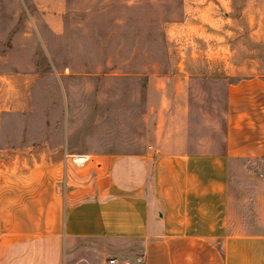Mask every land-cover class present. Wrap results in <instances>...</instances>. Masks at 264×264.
Returning <instances> with one entry per match:
<instances>
[{
    "label": "crops",
    "instance_id": "0c3cea01",
    "mask_svg": "<svg viewBox=\"0 0 264 264\" xmlns=\"http://www.w3.org/2000/svg\"><path fill=\"white\" fill-rule=\"evenodd\" d=\"M208 46L181 53L170 73L146 74L136 134L125 117L94 130L113 135L115 146L63 149L62 157L92 160L66 166L61 192L52 183L2 219L0 264H28V254L36 264L48 241L55 243L54 264H264V228L230 227L232 188L245 179L264 223V173L254 162L264 158V73L245 66L259 55L230 53L227 43ZM212 88L224 106L218 146L198 119ZM134 140L140 149L133 151Z\"/></svg>",
    "mask_w": 264,
    "mask_h": 264
},
{
    "label": "rangeland",
    "instance_id": "374dc122",
    "mask_svg": "<svg viewBox=\"0 0 264 264\" xmlns=\"http://www.w3.org/2000/svg\"><path fill=\"white\" fill-rule=\"evenodd\" d=\"M224 43L230 53L259 55L245 66L264 73V0H0V229L52 183L61 192L63 149L115 146L113 135L94 130L125 117L136 132L147 73H170L181 53ZM200 104L199 122L224 145L213 88ZM249 185L232 188L238 231L264 228ZM45 246L36 264L55 263V243Z\"/></svg>",
    "mask_w": 264,
    "mask_h": 264
},
{
    "label": "built area",
    "instance_id": "2783aa9c",
    "mask_svg": "<svg viewBox=\"0 0 264 264\" xmlns=\"http://www.w3.org/2000/svg\"><path fill=\"white\" fill-rule=\"evenodd\" d=\"M92 160L90 154H63V165L66 168L67 165L74 166V167H81L85 164H88ZM109 264H123L122 262L118 261L116 258H109Z\"/></svg>",
    "mask_w": 264,
    "mask_h": 264
},
{
    "label": "trees",
    "instance_id": "16d2710c",
    "mask_svg": "<svg viewBox=\"0 0 264 264\" xmlns=\"http://www.w3.org/2000/svg\"><path fill=\"white\" fill-rule=\"evenodd\" d=\"M254 162H255L256 164H264V158H256V159L254 160ZM246 166H247V168H248L250 171H253V167L251 166V163L246 162Z\"/></svg>",
    "mask_w": 264,
    "mask_h": 264
}]
</instances>
